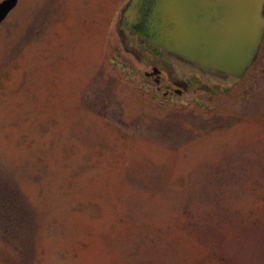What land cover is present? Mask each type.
<instances>
[{"label": "rangeland", "instance_id": "374dc122", "mask_svg": "<svg viewBox=\"0 0 264 264\" xmlns=\"http://www.w3.org/2000/svg\"><path fill=\"white\" fill-rule=\"evenodd\" d=\"M129 2L0 26V264H264V42L237 87L165 102Z\"/></svg>", "mask_w": 264, "mask_h": 264}, {"label": "water", "instance_id": "95a60500", "mask_svg": "<svg viewBox=\"0 0 264 264\" xmlns=\"http://www.w3.org/2000/svg\"><path fill=\"white\" fill-rule=\"evenodd\" d=\"M19 0L0 3V25ZM121 34L154 46L180 67L232 84L256 61L264 40V0H131Z\"/></svg>", "mask_w": 264, "mask_h": 264}, {"label": "flooded vegetation", "instance_id": "af4514ba", "mask_svg": "<svg viewBox=\"0 0 264 264\" xmlns=\"http://www.w3.org/2000/svg\"><path fill=\"white\" fill-rule=\"evenodd\" d=\"M145 54L148 55L147 59L149 60V62H151V65H154L151 72H146L145 75L147 76V78H149L150 80L154 79V81L160 85L163 84L168 78L170 80H173V78H175L172 85H169V87L167 88L166 95H172V93L181 94V88L187 89L186 87L188 86V89L186 90L188 91L190 89V85L197 82L194 79H180L176 75V73L166 65V60L162 59L155 50L148 48L144 51V55ZM166 76H168V78ZM172 86H175L177 88L173 89L171 88Z\"/></svg>", "mask_w": 264, "mask_h": 264}]
</instances>
